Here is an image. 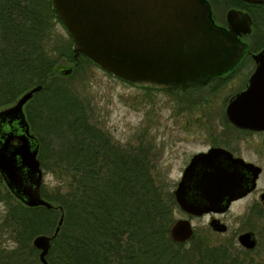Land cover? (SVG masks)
<instances>
[{
    "label": "trees",
    "instance_id": "trees-1",
    "mask_svg": "<svg viewBox=\"0 0 264 264\" xmlns=\"http://www.w3.org/2000/svg\"><path fill=\"white\" fill-rule=\"evenodd\" d=\"M56 21L51 0H0V107L42 85L27 113L33 128L57 134V146L39 137L38 158L60 179L52 189L42 186L51 208L2 198L8 204L3 225L16 246L8 254L0 248V264H44L32 240L52 235L62 214L48 264H194L195 257L198 264H264L208 246L196 232L184 243L171 239L179 208L173 191L153 173L149 149L116 145L89 122L58 69L74 65L72 75L83 61L94 63L75 58L71 37L54 31Z\"/></svg>",
    "mask_w": 264,
    "mask_h": 264
},
{
    "label": "water",
    "instance_id": "water-1",
    "mask_svg": "<svg viewBox=\"0 0 264 264\" xmlns=\"http://www.w3.org/2000/svg\"><path fill=\"white\" fill-rule=\"evenodd\" d=\"M51 3L72 39L75 58L82 54L106 72L135 86L169 90L198 86L232 67L242 55L243 45L234 54L230 35L213 25L210 5L205 0H51ZM254 59L256 68L249 84L229 99L226 115L238 127L264 130V49L254 54ZM73 68L74 65H68L58 71L69 75ZM41 87L29 88L14 103L0 109V122L17 121L21 128L20 133L11 130L0 139V172L8 188L25 205L51 208L53 203L41 194L44 170L38 158L39 140L24 110ZM15 139L17 143L13 142ZM260 172V166L233 156L223 147H212L193 155L173 190L174 197L183 211L195 216L211 210L224 211L233 199L256 186ZM261 199L264 204V193ZM62 222L63 214L52 235L42 233L32 240L44 264H48L46 255ZM210 225L217 231L227 229L217 219L211 220ZM193 234L189 218L176 219L170 228V237L177 243L188 241ZM252 234L241 233L239 243L254 248L257 241Z\"/></svg>",
    "mask_w": 264,
    "mask_h": 264
},
{
    "label": "rangeland",
    "instance_id": "rangeland-1",
    "mask_svg": "<svg viewBox=\"0 0 264 264\" xmlns=\"http://www.w3.org/2000/svg\"><path fill=\"white\" fill-rule=\"evenodd\" d=\"M54 31L69 35L57 21ZM63 62L66 65L71 63ZM247 67L248 64H243L242 69L235 71V78L225 84L213 82L201 90L180 93L132 85L87 61H83L72 75H64V81L83 102L89 122L102 129L114 144L124 148L137 149L143 146L149 149L153 173L173 191L188 158L195 152L206 150L215 133L224 130L226 102L231 94L243 87ZM31 129L36 136H43L53 146H57L59 138L55 132L49 133L33 126ZM248 140L253 141L251 137L239 140L241 155L264 165V154L255 146L248 145ZM50 169L53 168L43 169L44 184L52 189L60 184V179ZM262 188L264 171L259 178V189ZM2 198H9L13 203L17 201L0 184V248H4L3 253L8 254L16 242L11 231L3 225L8 204ZM252 200L248 198L219 215L229 226L223 233L210 227L208 215H188L179 207L175 218H189L197 238L206 245L227 248L233 257L246 262L264 263V216L246 212V203ZM245 228L257 232L258 244L252 250L244 249L235 233ZM192 244L187 242L186 246ZM193 260L194 264H198L197 257Z\"/></svg>",
    "mask_w": 264,
    "mask_h": 264
},
{
    "label": "flooded vegetation",
    "instance_id": "flooded-vegetation-1",
    "mask_svg": "<svg viewBox=\"0 0 264 264\" xmlns=\"http://www.w3.org/2000/svg\"><path fill=\"white\" fill-rule=\"evenodd\" d=\"M210 5V19L214 26H216L218 29L225 31L227 34L230 35L231 39L233 40L234 44V54L238 51L240 45H243V51L241 57L238 59V61L230 68L225 69L223 71L217 72L215 75H213L209 80L205 81L203 84L198 86H192L187 89H161L165 91H169L170 93H180V92H189L192 90H201L205 86H208L212 84L213 82H217L218 85L221 82L225 84L226 81H230L232 78H235V71H238L242 69L243 64H248V70L247 73H245V78L243 82V87L240 90H237L235 93L231 94L226 102L225 105V111H224V130L222 132H216L215 137H213V141L210 144V146L206 150L202 151H208L212 147H223L227 150H229L233 156L235 157H242L247 162H252L258 166L261 167V172L259 173V176L256 180V186L249 190L247 193L240 195L233 199L229 207L224 211H218V210H211L203 215H208L209 217V225L211 220L217 219L220 223H224L227 226L226 231L228 230L229 226L226 222L222 221L221 217L219 215H223L226 212H228L233 206H236L240 203H242L244 200L248 198H253L251 202L246 203V212L248 214H256L258 216H264V204L262 201V193H264V188L259 189V178L260 175L264 171V165L259 164L257 161L248 160L245 157L241 155L240 148H239V140L251 137V140L246 141V143L250 146H255L257 150H259L260 153L264 154V130H255L250 128H241L233 123H231L226 115V107L228 104L229 99L235 95L237 92L245 89L249 84V79L254 72L256 68V61L254 59V54L260 52L264 49V0L261 1H251V0H205ZM240 13V14H238ZM241 13L245 16L242 17ZM110 74V73H109ZM112 75V74H111ZM113 76V75H112ZM115 77V76H114ZM117 78V77H116ZM119 79V78H118ZM121 80V79H120ZM123 81V80H122ZM147 89V87H143ZM153 90H158L155 88H149ZM19 94L15 100L7 105H4L1 108H4L6 106L11 105L16 101V99L20 96ZM33 97V96H32ZM29 102V101H28ZM27 102V103H28ZM27 103L24 106V110L26 113V116L28 118L27 114ZM29 120V118H28ZM30 122V121H29ZM31 126V124H30ZM15 131V133H20L21 128L19 127L17 121H3L0 122V139L3 138L8 131ZM32 130V129H31ZM246 136V137H245ZM38 137V136H37ZM256 139V140H254ZM39 140V152L42 147L41 141ZM17 139H15L13 142L17 143ZM38 152V154H39ZM193 153L187 160L185 166L183 167L182 174L185 170V168L189 165L193 155L196 153ZM249 176L250 174L247 173ZM182 177V175H181ZM0 184H2L4 187L7 188L9 193L14 196L18 201L23 203L18 197L14 195V193L8 188L6 181L4 179V176L0 172ZM44 184V179L42 186ZM41 194H42V187H41ZM43 196V195H42ZM24 204V203H23ZM181 209V208H180ZM182 210V209H181ZM185 212V211H184ZM188 215L187 212H185ZM195 216V215H192ZM202 216V215H201ZM212 228V226L210 225ZM213 229V228H212ZM215 230V229H213ZM217 231V230H215ZM226 231H218V232H226ZM246 231L252 232V237L256 239L258 244V236L256 230H253L252 228H245L240 229L236 233L237 239L238 236ZM241 245V244H240ZM246 250H252L254 248H247L241 245Z\"/></svg>",
    "mask_w": 264,
    "mask_h": 264
}]
</instances>
